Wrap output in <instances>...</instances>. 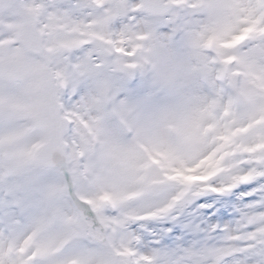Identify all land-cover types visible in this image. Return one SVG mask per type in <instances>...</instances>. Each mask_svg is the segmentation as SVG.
Instances as JSON below:
<instances>
[{
  "label": "snow or ice",
  "instance_id": "1",
  "mask_svg": "<svg viewBox=\"0 0 264 264\" xmlns=\"http://www.w3.org/2000/svg\"><path fill=\"white\" fill-rule=\"evenodd\" d=\"M11 12L0 264H264V0Z\"/></svg>",
  "mask_w": 264,
  "mask_h": 264
},
{
  "label": "rangeland",
  "instance_id": "2",
  "mask_svg": "<svg viewBox=\"0 0 264 264\" xmlns=\"http://www.w3.org/2000/svg\"><path fill=\"white\" fill-rule=\"evenodd\" d=\"M14 0H0V23L3 22L5 15H12L11 5ZM11 27V25H9Z\"/></svg>",
  "mask_w": 264,
  "mask_h": 264
}]
</instances>
